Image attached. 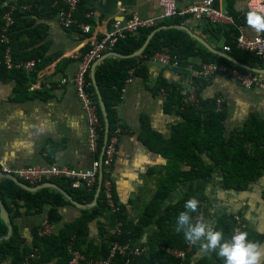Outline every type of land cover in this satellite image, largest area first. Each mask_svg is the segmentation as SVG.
<instances>
[{
  "label": "crops",
  "instance_id": "obj_1",
  "mask_svg": "<svg viewBox=\"0 0 264 264\" xmlns=\"http://www.w3.org/2000/svg\"><path fill=\"white\" fill-rule=\"evenodd\" d=\"M10 1L15 4L17 1L30 0ZM196 1L199 0H177V4L182 8ZM248 1L214 0V8L228 15H236L245 33L264 34V31L257 32L246 23ZM136 13L141 17L159 15V0H82L77 19L91 27L90 33L84 32L80 26L64 29L59 25L56 14L33 20L30 28L34 33L22 35L19 42L23 51L40 54L38 60L31 58L25 61L34 62V67L29 70L19 65L25 62L12 64L10 61V68L22 70V73H17L16 78L8 81L0 80V162L14 168L52 163L78 169L91 166L93 156L88 146L87 113L72 85L69 82L63 83V80L74 76L79 56L88 49L92 34L103 36L112 29L113 23L127 21ZM87 15L90 17L87 18ZM181 21L171 24L190 27L218 50L224 51L225 45L232 43L236 36L235 26L231 23H222L223 28L212 29L211 22L207 20L184 18ZM198 42L200 46L208 48ZM111 58L122 57L109 56L105 59ZM191 60L194 64L203 62L201 56ZM192 63L185 67H171L150 61L147 63L146 78L131 70L125 81L122 99L116 107L117 124L122 128V134L111 177L118 206L124 208L127 217L135 223L139 222L143 211L159 189L162 171L168 165L166 157L145 144L143 133L148 129L169 140L174 126L184 120L177 105L168 110L173 88L165 90L158 89V86L164 80L169 86L175 84L178 88L190 87L195 83L196 76H200V69H196ZM17 79L23 81L19 86ZM17 87L20 91L15 94ZM201 96L204 100L224 97L227 137L252 114L264 118V91L244 88L227 74L217 73L212 76L202 89ZM206 158L214 167V175L208 180H189L180 184L167 199L161 214L185 196H192L204 200V220L215 228L223 215L230 214L247 230L264 236V174L249 182L244 190L226 189L222 167L207 155ZM56 180L53 181L57 183ZM49 208L45 206L42 213L35 215H26V208H21L14 223L25 239L26 246L33 245V230L47 221ZM80 210L74 205L60 207L62 219L53 225L54 232H58L64 224L75 221L81 214ZM109 221L110 212H107L90 223L89 239L94 244L102 243L114 231ZM103 227L108 230L106 233H102ZM156 228L154 223L131 246L141 247L146 244ZM258 244L264 249V239ZM202 259L219 264L214 258V251L200 250L192 257L190 264H197ZM0 264H11V259H2ZM45 264H54V261ZM261 264H264V256L261 257Z\"/></svg>",
  "mask_w": 264,
  "mask_h": 264
},
{
  "label": "trees",
  "instance_id": "obj_2",
  "mask_svg": "<svg viewBox=\"0 0 264 264\" xmlns=\"http://www.w3.org/2000/svg\"><path fill=\"white\" fill-rule=\"evenodd\" d=\"M64 0H30L17 1L15 4L10 0H0V80L8 81L16 78L17 73L22 70L15 68L7 69L5 65V52L8 54L12 64L25 62L31 58L38 60L40 54L23 51L19 38L22 35H31L34 30L30 28L34 19L46 16H53L64 6ZM56 4L53 6V4ZM31 6L29 12H20L19 7ZM21 10V9H20ZM12 12L14 23L4 31L5 15ZM231 14V13H230ZM78 15V14H77ZM236 23L239 18L231 14ZM181 18L163 20L157 25L143 28L136 35L129 36L120 41L114 50L121 55H130L137 51L144 43L147 35L156 27L182 23ZM244 21V17L242 18ZM241 23V22H240ZM212 29L223 28L222 23H210ZM236 36L238 30L235 29ZM3 35H6L9 42H2ZM235 36V38H236ZM235 38L230 45L232 50L229 54L242 64L251 67L264 68V57L256 55L254 52L243 50L236 47ZM157 52H168L180 57L182 66L192 63L191 58L201 56L203 62L226 61L228 64H236L224 56L210 51L206 47L199 45L197 39L193 38L188 31L180 28H167L157 31L151 38L149 45L144 52L133 58H111L105 59L97 65L95 78L100 88L109 117V137L114 133L117 124L116 107L122 99V89L126 79L130 76V71L135 74L147 77V63ZM196 69H201V64H194ZM241 69H246L241 67ZM19 71V72H18ZM90 90L93 92V99L97 105L98 113L103 123L97 96L92 85L91 78ZM19 81L18 86L23 82ZM209 79L203 76H196L195 83L198 86V93L201 104L189 103L185 105V96L180 88L173 84L169 86L162 80L158 89L171 88V95L168 100V110L171 106H178L184 120L173 128L172 138L169 140L150 130L143 133V141L156 153H161L168 159L165 167L161 184L150 204L143 211L139 222L135 223L127 217L124 208L119 207V211L112 213L111 208L104 200L103 192L98 197L97 205L90 209L80 210V216L73 222L66 223L58 231L50 235H40L37 226L33 230V245H25V239L21 236L18 226L14 223L15 218L20 215L22 207L26 208V215H35L43 212L45 206H49L47 222L55 225L61 221L59 208L73 204L60 192L44 188L37 192H29L18 186L9 179L0 180V198L7 208L13 226L12 235L0 241V260L10 258L11 264H45L54 261V264H69L71 259L70 249L80 252L85 260L80 264H90L104 262L108 260L111 250L115 245L128 246L143 236L144 232L156 223V230L149 236L146 244L141 246L147 248V252L139 257L132 256L128 259L116 255L111 264H190L192 257L199 250V242L195 243L191 251L187 253L188 242L185 241L183 232L177 231L176 217L184 209V203L192 196H185L175 205H171L164 214H161L164 204L180 184L189 180H208L214 175V167L207 161L206 155L216 164H219L224 172V187L226 189L244 190L249 182L255 181L264 174V118L258 114H252L240 128L235 129L229 137L225 134V108L222 111L216 109V99L204 100L201 91ZM179 89V90H178ZM20 91L17 87L15 94ZM100 146H103L104 126L100 131ZM249 147V148H248ZM24 182V181H22ZM54 182V181H51ZM56 182L80 204H88L94 200L96 190L87 191L85 188L74 189L69 182L57 179ZM30 185L27 182H24ZM264 195V192H263ZM113 196H116L113 187ZM199 201L196 212L191 213L194 220L200 215L205 219V202ZM23 203V204H21ZM110 212V227L114 231L102 243L94 244L89 239L90 223L97 218ZM120 227L117 228V226ZM237 219L230 214H225L218 221L216 228L221 230L224 237H230ZM102 233L108 230L104 227ZM240 230L248 233V239L257 243L263 241L264 236L247 230L244 226ZM8 228L0 218V236L7 234ZM171 252H185L184 259H178ZM34 257L31 258L30 256ZM214 258L219 264H223V258L216 255ZM197 264H214L209 259H202Z\"/></svg>",
  "mask_w": 264,
  "mask_h": 264
},
{
  "label": "built area",
  "instance_id": "obj_3",
  "mask_svg": "<svg viewBox=\"0 0 264 264\" xmlns=\"http://www.w3.org/2000/svg\"><path fill=\"white\" fill-rule=\"evenodd\" d=\"M82 0H64V6L56 14L57 21L64 29H71L74 26H80L86 32H91L89 25L80 23L77 19V13ZM160 14L154 17H141L139 14H133L127 21H118L113 23L112 29L104 33L103 36L92 34L89 38L88 49L79 56L77 62V70L74 76L63 83L69 82L74 88L77 98L79 99L82 108L87 113L88 123V146L93 156L92 164L88 169H78L70 165L52 163L46 165H29L23 168H14L0 162V174L7 176H14L21 181L29 183L31 186H36L45 182H51L55 179H61L69 182L74 189L85 188L87 191L97 189L99 184L100 171L103 172V181L101 192L104 194V200L111 208L112 213L119 211V206L115 202L113 196V181L111 177V168L118 155V142L122 134V128L116 124V128L108 141L104 152L100 146V131L103 130V123L98 113L97 105L93 99V92L90 90L91 69L92 65L101 59L106 53L113 51L114 47L122 40L129 36L136 35L143 28H149L157 25L163 20L174 18H194L196 20H207L212 23H231L239 31L235 38L237 48L254 52L256 55L264 57V34L249 35L243 31V25L236 23L235 19L228 14L219 12L214 8V0H199L193 2L186 7H178L177 0H159ZM246 13L251 10H256L264 13V0H249L246 6ZM31 6L21 7L22 12H29ZM87 18L90 15L86 16ZM5 28L14 23L12 12L4 17ZM246 19V14H245ZM2 42L8 43L9 39L3 35ZM232 50L230 44L225 45L224 51L229 53ZM150 61L159 62L162 65L171 67H181L180 57L168 52H157L151 57ZM5 65L7 68L12 66L8 54V49L5 52ZM24 69H32L34 62L29 61L19 64ZM202 68L198 71V75L206 79H210L217 73L227 74L229 77L238 82L241 86L247 89H257L264 91V73L254 72L249 69H241L239 65L232 66L226 61H210L201 62ZM124 89V88H123ZM122 89V92H123ZM181 93L185 96V105L194 103L201 104V98L198 93V86L192 83L190 87H180ZM224 97L218 96L216 98V109L218 111L224 110ZM196 219H203L200 215ZM243 225L237 220V225L234 231L240 230ZM40 235H50L54 233L53 225L47 221L43 222L39 228ZM195 243L188 244L187 253H189ZM147 252V248L135 246H118L115 245L108 260L104 262L90 263V264H111V261L116 255L120 254L126 259L132 256H142ZM71 259L69 264H80L85 257L78 251L70 249ZM178 259L185 258V252H171ZM31 258L34 256L31 255Z\"/></svg>",
  "mask_w": 264,
  "mask_h": 264
},
{
  "label": "clouds",
  "instance_id": "obj_4",
  "mask_svg": "<svg viewBox=\"0 0 264 264\" xmlns=\"http://www.w3.org/2000/svg\"><path fill=\"white\" fill-rule=\"evenodd\" d=\"M247 25L257 32L264 31V13L249 10L246 13ZM199 201L189 198L184 203L183 211L176 217L177 231H182L186 242L192 244L199 242L201 252L215 251L223 258V264H261L264 249L248 239V233L237 230L230 237L225 238L221 230L210 225L206 220L195 219L191 213L196 212Z\"/></svg>",
  "mask_w": 264,
  "mask_h": 264
},
{
  "label": "water",
  "instance_id": "obj_5",
  "mask_svg": "<svg viewBox=\"0 0 264 264\" xmlns=\"http://www.w3.org/2000/svg\"><path fill=\"white\" fill-rule=\"evenodd\" d=\"M167 28H180L183 29L185 31H188L193 37H195L196 39H198L200 42H202L203 44H205L212 52L214 53H218L221 56H224L225 58H227L228 60L234 62L235 64L244 67L246 69L252 70L254 72H258V73H264V68H260V67H251L249 65H245L242 64L241 62H239L238 60H236L232 55H230L229 53H227L226 51L223 50H218L214 47H212L208 42H206L202 37H200L199 35H197L195 32L192 31V29L186 25H182V24H164L161 26L156 27L155 29H153L148 35L146 40L144 41L143 45L135 52H133L130 55H121L115 51L110 52L109 54L104 55L101 59L97 60L93 65H92V69H91V81H92V85L94 87L95 90V94L97 96L98 99V103H99V107H100V111L102 114V119H103V126H104V139H103V146H102V152H104L107 141H108V137H109V117H108V112L100 91V88L97 84L96 78H95V70L97 65L104 60L105 58L109 57V56H116V57H122V58H133V57H138L140 56L144 50L147 48V46L149 45V42L151 40V38L153 37V35L161 30V29H167ZM0 178H6L9 179L13 182H15L18 186L24 188L25 190L29 191V192H37L41 189L44 188H51L54 189L58 192H60L61 194H63L68 200H70V202L77 208L83 210V209H90L93 208L94 206L97 205L98 202V197L101 193V189H102V181H103V172L102 170L100 171V176H99V184L96 190V194L94 197V200L91 203L88 204H80L77 201H74L72 199V197L61 187L59 186L57 183L55 182H45L36 186H31V185H27L24 182H22L21 180H19L18 178L14 177V176H7V175H3L0 174ZM0 218L5 222L8 231L7 234L4 236H0V241L2 240H6L8 239L12 233H13V226L10 220V216H9V212L7 210V208L5 207L3 201L0 198Z\"/></svg>",
  "mask_w": 264,
  "mask_h": 264
},
{
  "label": "rangeland",
  "instance_id": "obj_6",
  "mask_svg": "<svg viewBox=\"0 0 264 264\" xmlns=\"http://www.w3.org/2000/svg\"><path fill=\"white\" fill-rule=\"evenodd\" d=\"M117 227H120V225H118Z\"/></svg>",
  "mask_w": 264,
  "mask_h": 264
}]
</instances>
